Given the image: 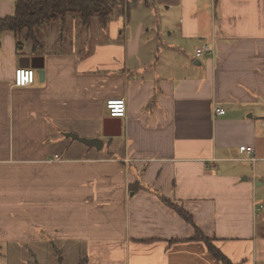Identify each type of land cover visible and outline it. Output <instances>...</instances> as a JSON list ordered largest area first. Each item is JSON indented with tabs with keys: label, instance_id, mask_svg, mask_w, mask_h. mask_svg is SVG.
<instances>
[{
	"label": "crops",
	"instance_id": "0c3cea01",
	"mask_svg": "<svg viewBox=\"0 0 264 264\" xmlns=\"http://www.w3.org/2000/svg\"><path fill=\"white\" fill-rule=\"evenodd\" d=\"M180 5L178 45L157 54L114 21L81 50L18 52L0 30V242L60 245L76 264H224L205 238L264 264V0ZM22 57H42L44 78L14 87ZM109 98L126 102L116 135Z\"/></svg>",
	"mask_w": 264,
	"mask_h": 264
},
{
	"label": "rangeland",
	"instance_id": "374dc122",
	"mask_svg": "<svg viewBox=\"0 0 264 264\" xmlns=\"http://www.w3.org/2000/svg\"><path fill=\"white\" fill-rule=\"evenodd\" d=\"M180 3L181 0H124V7L114 9L108 23L111 21L120 23V30L123 33L133 34L137 31L142 35L143 48L154 49L157 54L158 48L178 45L180 40L178 25L182 15ZM97 27H101L97 18H93L91 25L86 27L82 25L78 15L67 13L63 17L43 23L35 29V35L40 42L46 40L61 42L63 50L71 48L81 50L86 46L90 48L92 32ZM51 32L55 35H49ZM15 39L18 52H29L34 45L25 35ZM187 48L189 50V45ZM194 51L195 48L192 47L191 52ZM192 54L195 53H190L191 60L194 57ZM76 262L75 258L62 251V246H53L42 240L38 243L12 239L0 242V264H76Z\"/></svg>",
	"mask_w": 264,
	"mask_h": 264
},
{
	"label": "trees",
	"instance_id": "16d2710c",
	"mask_svg": "<svg viewBox=\"0 0 264 264\" xmlns=\"http://www.w3.org/2000/svg\"><path fill=\"white\" fill-rule=\"evenodd\" d=\"M124 5V0H17L14 13L0 19V30H10L16 37L25 35L26 39L35 43V29L50 20L71 13L78 15L83 26H90L93 18H97L100 24L104 25L114 9ZM196 237L203 239L198 230ZM203 240L216 259L230 264L216 247L207 239Z\"/></svg>",
	"mask_w": 264,
	"mask_h": 264
},
{
	"label": "built area",
	"instance_id": "2783aa9c",
	"mask_svg": "<svg viewBox=\"0 0 264 264\" xmlns=\"http://www.w3.org/2000/svg\"><path fill=\"white\" fill-rule=\"evenodd\" d=\"M196 54L214 55V48L211 44L205 43L202 47L196 49ZM36 72L31 67H18L14 72L13 86L27 87L34 83ZM107 113L111 117H126V102L124 98H109L105 102ZM215 114H223L224 109L216 107ZM241 151L250 152V147H241Z\"/></svg>",
	"mask_w": 264,
	"mask_h": 264
},
{
	"label": "water",
	"instance_id": "95a60500",
	"mask_svg": "<svg viewBox=\"0 0 264 264\" xmlns=\"http://www.w3.org/2000/svg\"><path fill=\"white\" fill-rule=\"evenodd\" d=\"M25 61L24 63L22 62ZM20 66H24V67H32L35 68L39 79L42 80L44 78V70H43V58L42 57H22L20 59ZM118 118V117H110V118H106L104 120V135H116L119 134L120 131L118 129V131H110L109 130V125L110 123L113 121V119ZM120 124V122H119ZM118 124V127L120 128V125ZM67 136H70L82 143H84L85 145L88 146H94V147H99L101 146V140L97 139V138H86V137H79L78 135L74 134V133H67Z\"/></svg>",
	"mask_w": 264,
	"mask_h": 264
}]
</instances>
